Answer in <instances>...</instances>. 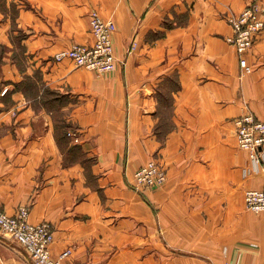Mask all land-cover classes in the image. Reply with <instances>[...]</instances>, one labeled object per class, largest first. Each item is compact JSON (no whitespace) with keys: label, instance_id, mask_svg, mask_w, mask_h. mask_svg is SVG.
<instances>
[{"label":"crops","instance_id":"1","mask_svg":"<svg viewBox=\"0 0 264 264\" xmlns=\"http://www.w3.org/2000/svg\"><path fill=\"white\" fill-rule=\"evenodd\" d=\"M254 1L264 9V0H0L2 210L27 206L32 223L52 222V255L72 250L61 264H264V212L244 201L264 189V171L245 174L234 123L247 113L264 121V29L243 78L226 41L228 16ZM93 10L117 25L111 73L54 61L94 43ZM173 77L172 130L160 139ZM150 159L166 183L137 189ZM0 264L34 263L0 235Z\"/></svg>","mask_w":264,"mask_h":264},{"label":"built area","instance_id":"2","mask_svg":"<svg viewBox=\"0 0 264 264\" xmlns=\"http://www.w3.org/2000/svg\"><path fill=\"white\" fill-rule=\"evenodd\" d=\"M264 9L260 2L250 3L241 13L228 16L232 27V35L226 41L233 45L238 54L240 77L243 78L253 71L246 55L252 49L258 34L264 29ZM90 27L94 36L92 45L74 44L54 55V61L71 60L76 67L107 74L118 67L113 36L117 25L112 19H104L99 11L90 14ZM137 43L132 42L130 51ZM7 88L1 94L7 93ZM238 147L247 153L250 166L245 174H256L264 171V121L253 113L239 116L234 121ZM72 135V134H70ZM72 136H77L73 134ZM167 173L156 159H150L136 170L134 184L140 188H159L166 183ZM246 208L254 213L264 212V189H249L245 192ZM0 235L20 245L34 264H61L68 259L72 250L67 249L59 256L52 255L55 241L54 227L50 221L32 223L30 210L20 206L13 215L7 214L0 203Z\"/></svg>","mask_w":264,"mask_h":264},{"label":"trees","instance_id":"3","mask_svg":"<svg viewBox=\"0 0 264 264\" xmlns=\"http://www.w3.org/2000/svg\"><path fill=\"white\" fill-rule=\"evenodd\" d=\"M169 83L170 84H168V82L165 83L163 89L166 90V93L161 94L162 97L160 98V104L162 105L163 109L167 112L166 115L167 119H165L164 124H162V129L156 130L160 139H164L168 134V132L172 130V124L170 123L168 118V116H170L169 113H171L173 107V99L171 97V91H177L179 89V83L177 77H174V80H170ZM168 91L170 92V95L167 93ZM168 122L170 123L169 126H167Z\"/></svg>","mask_w":264,"mask_h":264},{"label":"rangeland","instance_id":"4","mask_svg":"<svg viewBox=\"0 0 264 264\" xmlns=\"http://www.w3.org/2000/svg\"><path fill=\"white\" fill-rule=\"evenodd\" d=\"M2 9H3V8H2ZM2 11H4V10H2ZM12 13H13V15H14V11H12ZM6 52H7L6 47H4L3 45H1V46H0V57L3 56ZM23 52H24V51L19 50V51H18V56H21V54H23ZM170 80H174V77L171 78ZM170 80H168V84H170V83H169ZM166 123H167V122H166ZM169 125H170V123L168 122L167 126H169Z\"/></svg>","mask_w":264,"mask_h":264}]
</instances>
